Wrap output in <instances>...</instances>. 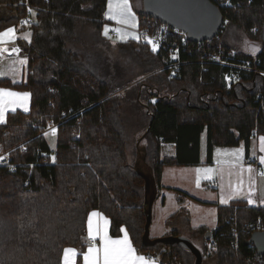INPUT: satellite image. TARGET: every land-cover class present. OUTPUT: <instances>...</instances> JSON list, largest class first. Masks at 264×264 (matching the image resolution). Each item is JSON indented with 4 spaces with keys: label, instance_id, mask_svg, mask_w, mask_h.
Segmentation results:
<instances>
[{
    "label": "trees",
    "instance_id": "trees-1",
    "mask_svg": "<svg viewBox=\"0 0 264 264\" xmlns=\"http://www.w3.org/2000/svg\"><path fill=\"white\" fill-rule=\"evenodd\" d=\"M211 1L219 7L223 24L260 42L254 57L225 41L223 24L209 40L196 41L186 34L187 47L172 58L167 49L152 51L141 38L105 40L101 31L107 0L0 4V31L10 26L30 31L29 42L18 41L27 58L25 81L0 79V86L30 93L29 111L10 112L0 123V153L8 151L13 164L0 165V264H61L65 247L78 249L79 264L86 246L87 216L94 209L109 218L111 236H118L123 227L135 249L150 253L160 264L194 263L193 254L175 242H143L141 171L150 175L157 196L164 166L200 164L202 134L208 164L214 147L243 144L247 156L251 138L264 136L263 77L241 71L227 87L223 80L227 68L207 55L220 47L262 66L264 0ZM135 11L141 35L150 30V16ZM26 16L32 25L19 27ZM112 43L139 69L136 77L110 73L106 55L96 48ZM173 62L178 65L172 66ZM125 100L143 112L140 142L145 140V145L143 149L138 145V169L128 163L125 153L121 117ZM55 123L51 150L41 132ZM164 143L174 145L173 155L161 157ZM177 204L164 220L163 236H184L195 246L199 243L201 264H264V255L258 256L248 243L251 232L264 230V207L232 200L216 208V226L208 229L191 225L190 212L178 194Z\"/></svg>",
    "mask_w": 264,
    "mask_h": 264
},
{
    "label": "crops",
    "instance_id": "crops-1",
    "mask_svg": "<svg viewBox=\"0 0 264 264\" xmlns=\"http://www.w3.org/2000/svg\"><path fill=\"white\" fill-rule=\"evenodd\" d=\"M7 0H0V4H4ZM118 0H113V9H109V0L106 2V9L104 13L105 23L102 26V32L104 35L108 36L112 33H116V41H127L139 39V29H138V15L135 11V5L132 0H128L129 7L131 9V16L129 17H119L116 19L110 18L114 14L116 9V3ZM142 5L141 0H139V7ZM139 10V9H137ZM121 20H126V22H121ZM8 28H15V34L9 38L5 37L0 41V79L7 78L12 83L24 82L26 79V62L27 58L23 53L18 41L22 39L24 41H30V31L26 29L25 31H19L17 27L10 26ZM6 29L0 31L4 32ZM114 38V37H113ZM13 49H16L13 51ZM152 49V48H151ZM154 49V50H153ZM152 51H157V48H153ZM174 58V57H173ZM23 61V63H21ZM0 89H7L16 93H28L29 95L24 98H19V102L15 105V110L12 106H9L5 110V117L0 123H3L6 119V115L10 112L21 111L27 113L30 107V93L24 89H17L13 87L0 86ZM259 137H264L260 135H255L251 138L248 155H245V149L242 148V152H239V160H237V155L235 152L227 151L226 154L222 156L221 160H217L215 156V147L212 153V162L209 164L214 167L215 177L211 179H199L196 176L192 177L191 183L192 187H197L195 194L190 190L187 182L186 176L189 175V171L186 170L187 167L192 166H164L161 174V185L159 195L156 196L155 189L150 187V195H153L154 204L158 203V222L151 228L153 223V214L149 224V238L162 237L165 233L164 220L165 218L174 212L177 207V194L183 197L184 204L188 208L191 216L190 223L193 227L206 226L208 229H214L216 226V208L220 205H227L232 200H244L248 206L251 207H264V175H259L260 171L264 172V163L260 162V157L264 156V151H261V141ZM257 138L259 140H257ZM239 146V145H238ZM217 147V146H216ZM236 149L237 146H235ZM244 147V146H243ZM174 154V152H173ZM218 157V156H217ZM206 161V157H205ZM202 162L201 153V140H200V164ZM199 164V165H200ZM208 164V163H207ZM197 166V165H196ZM173 167L175 170L171 169ZM249 167L252 169L251 172L248 171ZM172 176L167 179V175ZM212 179H215L212 182ZM206 182V184H205ZM198 183H201L205 188H215L216 192H213L212 197L209 198L208 192L204 188L202 189ZM217 188H216V186ZM239 185V191H237V186ZM154 193L152 194V192ZM196 195V196H195ZM209 198V199H208ZM251 201V202H250ZM151 204V207L153 205ZM208 213V211H210ZM93 212L98 213L97 216H91ZM91 216L93 229L95 230L99 227L101 233L106 232L112 239H122L127 234V231L122 227L121 233L118 236H111L109 233L110 220L99 210H91L87 216L86 220V232H85V242L86 246L81 254V261L79 264H84V254L88 251L90 245L87 242L89 236L88 222ZM107 221V223H105ZM162 224V225H161ZM127 237L131 243L129 235ZM99 241V245L95 246L97 248L102 246V241L99 235L95 238ZM132 245V243H131ZM135 249V247L132 245ZM72 248L75 249V264H77L76 259L78 255V249L75 247H65L63 249L61 264H64V250ZM135 254L137 256H142L148 261V264H160L159 261L153 257H147L145 253H141L135 249Z\"/></svg>",
    "mask_w": 264,
    "mask_h": 264
},
{
    "label": "rangeland",
    "instance_id": "rangeland-1",
    "mask_svg": "<svg viewBox=\"0 0 264 264\" xmlns=\"http://www.w3.org/2000/svg\"><path fill=\"white\" fill-rule=\"evenodd\" d=\"M132 2L134 3L135 8H137L139 10L144 9L145 0H141L142 5H140V7H139V0H132ZM223 25L224 26L222 29L223 30L222 36L225 39V41L232 46L233 49H235L237 51H241L245 54H249L253 57L260 51V49H261L260 42L249 40L238 28L231 26V25H228L226 22H224ZM101 35L105 40H108V41L115 42L117 39L116 37L109 38L108 36L104 35L102 31H101ZM101 45H104V44H101ZM150 47L152 49L157 48L155 44H151ZM96 49L101 50L100 52H102L104 56L106 55L107 58H109L107 61L106 56L104 57L105 63L107 64V68L110 70V73L113 74V76L121 77V76H126L127 74H131V75L133 74L134 77H136V74H137L139 69L134 67V64L130 63L128 61V57L121 54L117 50V48L114 46V44L110 45L109 48H106L105 46H101L99 48V46H98V48H96ZM90 50L92 51L93 49H90ZM127 76H129V75H127ZM117 77H114V78H117ZM139 79H141V77L137 78L133 83H135ZM142 114H143L142 110L138 109L134 105V103H132L131 101L125 100L122 102V104H121V117H122L123 123L125 125V131H126L125 132V138H124L125 139V153H126L128 163L132 164L137 169H138L137 166H139V162L137 159L138 145L140 144L141 149H143V147L145 145V140L140 142V138H141L142 133L144 131L143 125L140 122L142 120V116H141ZM57 125H58V123L51 124L41 132V134L46 139L48 146L51 150L54 149V146H55V135H56ZM52 129H55L54 134L52 132ZM259 139H260V137H259ZM259 139L257 138V140H259ZM237 148H240L239 150H240V152H242V148H244L243 144H240L239 146H237ZM234 150H237L236 147L217 146V147H215V156H216L217 160H221L222 156L224 154H226L227 151L234 152ZM173 152H174V145L173 144L164 143L161 146V149H160L161 157L173 155ZM201 153H202L201 164L197 165V166H192V167L186 168V170L189 171V175L186 176V182H187V184H188V186H189V188L193 194H195V191L197 188V187H192L191 180H192L193 176H196L199 179L203 178V179H207V180L211 179V177H215L214 167L210 166L209 164H207L205 162L206 154H205V135L204 134L201 135ZM181 167H185V166H181ZM175 168H178V167H173L171 169L175 170ZM198 169L200 170L199 172L197 171ZM206 169H212V171L206 172L205 171ZM171 176H172L171 174L167 175V179H169V177H171ZM150 184H152V182ZM205 184H206V182H205ZM198 185L202 189L204 188L201 183H198L197 186ZM215 186H216V184H215ZM216 188H217V186H216ZM204 189L207 190L208 192H211L209 194V198L212 197L213 192H216L215 188L211 189V188L205 187ZM147 191H148V189L145 190L146 193H147ZM146 193H145V195H146ZM151 201L153 202V199H151ZM158 206L159 205L157 202L155 204L153 202V205L151 207V217L153 214V223L151 225L152 229L154 228V226L158 222V213H157ZM210 212H211V210L208 211V213H210ZM164 229H165V227H164ZM196 246L199 247L200 244L196 242ZM206 264H213V262H206Z\"/></svg>",
    "mask_w": 264,
    "mask_h": 264
},
{
    "label": "water",
    "instance_id": "water-1",
    "mask_svg": "<svg viewBox=\"0 0 264 264\" xmlns=\"http://www.w3.org/2000/svg\"><path fill=\"white\" fill-rule=\"evenodd\" d=\"M145 13L152 18L158 19L170 25L172 28L185 32L190 38L196 41L209 40L221 28L223 18L219 7L211 0H145L144 9ZM264 41V29L261 35ZM141 160L142 158L139 157ZM145 181V190L148 189L145 195V216L146 222L144 226L143 242L152 245L156 242H175L187 249L194 256L193 264L202 263L201 251L186 237L184 236H167L158 238H149V224L151 221V199L150 186L153 190L152 179L148 173H143ZM152 182V184H150ZM156 194V190H155ZM256 249L258 256L264 255V230H255L251 232L248 239Z\"/></svg>",
    "mask_w": 264,
    "mask_h": 264
},
{
    "label": "snow or ice",
    "instance_id": "snow-or-ice-1",
    "mask_svg": "<svg viewBox=\"0 0 264 264\" xmlns=\"http://www.w3.org/2000/svg\"><path fill=\"white\" fill-rule=\"evenodd\" d=\"M109 9H113V0H109ZM117 11L110 16L112 19L119 17H129L131 16V9L128 4V0H118L116 3ZM31 12V9H29ZM121 22H126V20H121ZM23 23H27L24 21ZM15 28H8L4 32H0V41L5 37L11 38L15 34ZM16 49H13L15 51ZM23 63V61H21ZM28 93H16L7 89H0V121L5 117V110L7 107L12 106L15 110V105L19 102V98H26ZM53 134L55 129H52ZM261 141V151H264V137L260 138ZM237 155V160H239L240 150H234ZM3 157H0L2 160ZM260 162L264 163V156L260 157ZM200 171L199 169L197 170ZM206 172H211L212 169H206ZM249 172L252 169L249 167ZM264 175V173H262ZM237 191H239V185L237 186ZM251 202V201H250ZM99 215L96 212H93L91 216ZM91 216L88 222V231L89 236L95 238L96 235H99L102 241V246L97 248L95 246H90L88 251L84 254V264H148V261L142 256H137L135 254V249L132 247L127 234L122 239H112L107 235L106 232L101 233L99 227L95 230L93 229ZM107 223V221H105ZM75 249L68 248L64 250V264H75L74 256Z\"/></svg>",
    "mask_w": 264,
    "mask_h": 264
},
{
    "label": "built area",
    "instance_id": "built-area-1",
    "mask_svg": "<svg viewBox=\"0 0 264 264\" xmlns=\"http://www.w3.org/2000/svg\"><path fill=\"white\" fill-rule=\"evenodd\" d=\"M24 21H27V23H23ZM32 23V20L28 16H26L19 20L18 26L30 27ZM148 26L150 30L143 31L141 35L139 33V38H141L143 41L147 42L150 45L155 44L157 49H167L172 58L177 57L179 48L184 49L187 47L185 32L172 28L167 23L152 17H150ZM221 28L219 31H221ZM175 35L180 36L181 39L177 41L174 38ZM115 36L116 33L114 32L109 35V38ZM207 55L210 61L227 68V71H225L223 74V80L227 87H230L232 83L236 82L239 79V73L241 71H251L254 73H258L264 79V61L262 62V66H259L258 60L251 61L248 59L239 58L237 57L234 51H225L220 47L215 51L207 52ZM171 65L177 66L178 62H173ZM0 157H3V159L0 160V165L9 167L13 166V164H11L8 151L1 152ZM262 173L264 172L260 171L258 174L262 175ZM214 181L215 179H212V182ZM87 242L90 245H99V241L94 238H88ZM145 255L147 257L151 256L150 253H145Z\"/></svg>",
    "mask_w": 264,
    "mask_h": 264
}]
</instances>
